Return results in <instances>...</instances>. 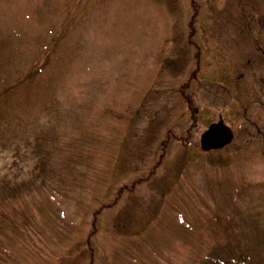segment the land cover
I'll list each match as a JSON object with an SVG mask.
<instances>
[{"label":"rangeland","instance_id":"1","mask_svg":"<svg viewBox=\"0 0 264 264\" xmlns=\"http://www.w3.org/2000/svg\"><path fill=\"white\" fill-rule=\"evenodd\" d=\"M193 3L199 7L197 34L190 37L196 59L187 30ZM193 3L0 0L1 89L18 79L34 84L14 87L9 112L21 117V106L31 119L56 99L63 116L64 110L70 114L63 131L77 116L68 126L71 136L62 140L67 150L52 162L60 156L74 170L67 171L61 202L48 193V200L23 210L27 221L4 232L9 255L0 264H90L92 214L135 182L97 216L93 264H166L161 257L172 264H214L206 257L229 243L225 234H234L233 227L241 228L236 240L251 234L235 209L264 227V200L242 194L243 186L264 183V111H245L249 103L235 92L242 83L233 76L234 65L239 71L248 60L258 72L242 92L256 82L264 89V0ZM189 74L196 95L188 110L178 90ZM214 87L229 91L227 102L210 95ZM218 119L233 131V142L204 154L200 135ZM31 167L14 151L0 152V175ZM233 215L235 226L227 220Z\"/></svg>","mask_w":264,"mask_h":264},{"label":"trees","instance_id":"2","mask_svg":"<svg viewBox=\"0 0 264 264\" xmlns=\"http://www.w3.org/2000/svg\"><path fill=\"white\" fill-rule=\"evenodd\" d=\"M43 71L44 69L40 73ZM40 73H36V75ZM12 76H14V79L19 78L18 69L14 71ZM38 80L35 77L32 81L35 82ZM32 85H34L32 82L27 85L18 79L7 84L5 91H3L0 84V92H2L0 95V119H2L0 120V152L9 149L14 151L15 157L32 161V167L25 172L14 171L0 175V260L3 255H9L5 249V245L8 243V239L4 234L5 230L8 228L17 230V226L21 224L20 222L27 219L23 210L29 205H34L33 201L38 199L41 202L48 200V193L53 198H58L61 202L60 191L61 189L66 191L62 187L70 178V174H67V171H74L64 166L69 165L70 161H65L60 156L57 158L58 161L52 162L54 157L57 156V151L67 150L62 145V140L64 138L68 140L69 136H71L68 126L71 122L77 120L75 114L67 122L66 131H63L61 124L65 126L66 118L70 114L64 110L63 116L61 104L56 99L49 100V103L45 104L46 106L40 111V114L31 119L24 118V116H32V114L25 112L21 106L19 107L21 109V117L9 112V110L15 108L11 105V101L8 100L14 96V92H12L15 90L14 87L17 86L18 90H20L23 87ZM67 144H70V148H72L71 142ZM26 153L29 154V157ZM68 153L70 154L71 151L68 150ZM244 193L247 196L258 193L259 198L263 201L264 184H256V186L251 187L247 186L243 189L242 194ZM21 202V206L18 207L17 205ZM26 202L27 204L25 206L24 204ZM237 212L238 209H235L234 213L238 215L239 219L243 220L244 225L248 226L251 234L249 237L244 236L245 241L236 240V237L239 236L237 235L238 228L239 233L241 228L238 225L233 227L232 230L235 229L234 234H225L229 239V243L227 245H220L218 248H215L213 253H209L208 257H206L208 263V260H211L214 264H264V227L259 226L258 217L249 218V216H246L244 218ZM99 213V211L94 213V223H96L95 221ZM60 215L63 219H66L64 212L60 213ZM239 219H235L234 215L232 218L227 217V220L233 223L234 226L238 223ZM26 224L23 223L24 231H28L29 229ZM224 230L229 231L230 228L226 227ZM161 260L166 264H172L169 261L165 262L162 257ZM148 263L162 264L156 260L149 261Z\"/></svg>","mask_w":264,"mask_h":264},{"label":"water","instance_id":"3","mask_svg":"<svg viewBox=\"0 0 264 264\" xmlns=\"http://www.w3.org/2000/svg\"><path fill=\"white\" fill-rule=\"evenodd\" d=\"M233 139L232 133L222 124L210 126L200 140L203 151H212L227 146Z\"/></svg>","mask_w":264,"mask_h":264},{"label":"flooded vegetation","instance_id":"4","mask_svg":"<svg viewBox=\"0 0 264 264\" xmlns=\"http://www.w3.org/2000/svg\"><path fill=\"white\" fill-rule=\"evenodd\" d=\"M214 91H216L215 89H213ZM213 90H211L209 93L210 95L212 94L213 97H224L225 96V100L227 99V95L224 92V95H222V92H213ZM251 92H254L253 94V98L249 97L247 94H250ZM251 92H241L243 93L244 96V102L245 103H249L248 107L245 109V111H247L251 106H257L262 108L264 106V89L261 88L260 84H258V82H256L255 86L252 88ZM257 105H255V104ZM254 127L256 129H258V125H254ZM262 134H264V132H262Z\"/></svg>","mask_w":264,"mask_h":264}]
</instances>
